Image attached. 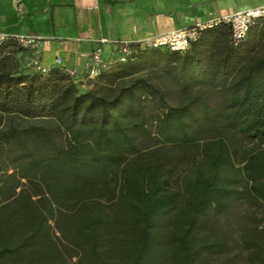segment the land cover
Instances as JSON below:
<instances>
[{
	"label": "trees",
	"instance_id": "trees-1",
	"mask_svg": "<svg viewBox=\"0 0 264 264\" xmlns=\"http://www.w3.org/2000/svg\"><path fill=\"white\" fill-rule=\"evenodd\" d=\"M132 48L0 70V264H264V17Z\"/></svg>",
	"mask_w": 264,
	"mask_h": 264
},
{
	"label": "crops",
	"instance_id": "crops-1",
	"mask_svg": "<svg viewBox=\"0 0 264 264\" xmlns=\"http://www.w3.org/2000/svg\"><path fill=\"white\" fill-rule=\"evenodd\" d=\"M262 3L264 0H0V31L29 34L34 39L27 48L5 44V55L15 64L11 70L38 74L31 59L49 70L61 71L62 66L75 72L72 80L83 91L94 87L93 78L86 77L85 64L97 46L106 62L120 41L132 42Z\"/></svg>",
	"mask_w": 264,
	"mask_h": 264
},
{
	"label": "built area",
	"instance_id": "built-area-1",
	"mask_svg": "<svg viewBox=\"0 0 264 264\" xmlns=\"http://www.w3.org/2000/svg\"><path fill=\"white\" fill-rule=\"evenodd\" d=\"M262 17H264V3L209 19L202 23L148 35L132 42L120 41L115 48L114 56L106 62L102 60L101 49L97 46L88 55L85 64L86 77L94 78L99 69L106 68L112 61L123 62L130 54L134 53L132 46H130L133 43L139 49L166 48L171 51L183 52L187 49L188 43L196 38L201 28L211 26L218 22L228 24L230 28V41L235 45L244 38L248 28L253 24L255 19ZM2 44H12L19 48H27L34 44V39L29 34H13L0 31V45ZM59 61L58 58L54 59V63L57 65H59ZM30 63L41 76H44L50 68L49 66L39 64L35 59H31ZM60 69L69 78H74L75 72L72 69H67L62 66H60Z\"/></svg>",
	"mask_w": 264,
	"mask_h": 264
},
{
	"label": "rangeland",
	"instance_id": "rangeland-1",
	"mask_svg": "<svg viewBox=\"0 0 264 264\" xmlns=\"http://www.w3.org/2000/svg\"><path fill=\"white\" fill-rule=\"evenodd\" d=\"M2 46L0 51V70H5V68L13 69L15 67V64L13 63V59H11L10 55H5V49ZM94 78L91 82L94 83ZM85 83H88V81H85ZM86 88V86H85Z\"/></svg>",
	"mask_w": 264,
	"mask_h": 264
}]
</instances>
